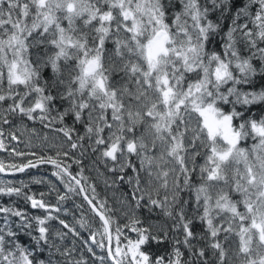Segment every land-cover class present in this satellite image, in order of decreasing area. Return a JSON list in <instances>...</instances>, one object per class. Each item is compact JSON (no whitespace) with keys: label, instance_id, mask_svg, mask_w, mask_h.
Here are the masks:
<instances>
[{"label":"snow or ice","instance_id":"snow-or-ice-1","mask_svg":"<svg viewBox=\"0 0 264 264\" xmlns=\"http://www.w3.org/2000/svg\"><path fill=\"white\" fill-rule=\"evenodd\" d=\"M0 152V174L58 182L0 179L43 212L0 204V264H264V0H0ZM89 153L129 185L124 223ZM156 209L170 229L145 226Z\"/></svg>","mask_w":264,"mask_h":264},{"label":"trees","instance_id":"trees-1","mask_svg":"<svg viewBox=\"0 0 264 264\" xmlns=\"http://www.w3.org/2000/svg\"><path fill=\"white\" fill-rule=\"evenodd\" d=\"M215 19V17H213ZM227 21L224 23V28L226 30L227 28ZM111 47V45H110ZM70 122V121H69ZM31 126V122H29ZM37 132L39 133V137H43L48 130L43 129L39 124L35 125ZM19 134V133H18ZM49 136V141L50 142H56L59 143V141L56 139V134L55 133H48ZM26 137L22 136L21 137V142L17 144V142H12L10 144V147L12 145L17 146L18 148L22 150H28L24 148V139ZM33 143L34 144H39L40 139L37 137H33ZM47 147V145H45ZM35 151H40L39 148L34 149ZM54 149L52 150V153L54 154ZM78 155V153H76ZM0 159H4L6 162H11L14 160V158L9 157L7 152H0ZM82 165L84 168V175L89 178V183L94 184L96 187V192L99 195V198L101 200L106 199L108 201V204L110 207L113 209H116L113 213L114 216L119 218L120 223H124L123 218L120 215V212L118 211L121 208L120 201L124 199L128 194L130 193L131 189L128 184L126 183H112V180L115 178L113 173L109 172L107 167L98 161H96V156L89 153L86 155L83 160H82ZM109 166H111V162H109ZM51 171L52 168L48 166H40L38 169H32L26 174H18L13 176H3L0 175V179L8 180V179H13L16 182V186H19V181L23 179L26 183L29 182L30 178L35 176L38 178H43L46 180H51L54 183L58 182L56 181L55 177L51 176ZM71 171L73 173H76L79 171V167L75 164L72 165ZM129 174H131V170H128ZM60 190L63 191L62 185L59 186ZM26 193H35L37 197L39 196V193L44 192L48 193L49 192V185L47 183L44 184H32L29 183V187L24 189ZM90 192V189H89ZM45 199L48 200L50 203L55 204L56 203V194L53 192L51 195H46ZM15 202V206L26 211L29 215H43L42 210H33L30 208L29 203H27L23 197L17 198V197H0V204L8 205L12 202ZM76 204H83V212L88 216V218L91 220L93 218V214L91 211L88 209V207L84 204L82 199L80 197H74L72 201H67L65 202V206L69 209H71L73 212H75V215L77 218L81 215L80 210H77L75 208ZM140 218L144 221L145 226L151 225L153 228V232H156L158 229L167 227L171 228L172 221L166 219L163 214L160 212L159 209H156L154 212L149 214L146 210L142 211L139 213ZM61 218L66 219L69 223H75L73 220L72 214L69 215H63L61 214ZM97 220V219H96ZM54 226H58L56 221L51 222ZM78 227V226H77ZM163 235V233H160ZM171 234V233H170ZM88 233L86 231L83 232V237L86 238ZM133 236L135 234H132ZM150 250L153 253L156 254H165L166 250H170V244L165 243L161 245H156L155 243H152L151 245L148 246ZM148 250V249H146Z\"/></svg>","mask_w":264,"mask_h":264},{"label":"water","instance_id":"water-1","mask_svg":"<svg viewBox=\"0 0 264 264\" xmlns=\"http://www.w3.org/2000/svg\"><path fill=\"white\" fill-rule=\"evenodd\" d=\"M42 166H48V167H51L50 165H42ZM1 175H3V176H6V175H4V174H1ZM16 175H18V174H16ZM81 199H82V197H80ZM82 201H83V199H82ZM84 202V201H83ZM84 204L88 207V205L86 204V202H84ZM30 205V204H29ZM30 208H31V206H30ZM32 209V208H31ZM88 209H89V207H88ZM90 210V209H89ZM97 220H98V218H96Z\"/></svg>","mask_w":264,"mask_h":264},{"label":"bare ground","instance_id":"bare-ground-1","mask_svg":"<svg viewBox=\"0 0 264 264\" xmlns=\"http://www.w3.org/2000/svg\"><path fill=\"white\" fill-rule=\"evenodd\" d=\"M1 175V174H0Z\"/></svg>","mask_w":264,"mask_h":264}]
</instances>
